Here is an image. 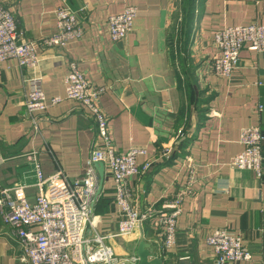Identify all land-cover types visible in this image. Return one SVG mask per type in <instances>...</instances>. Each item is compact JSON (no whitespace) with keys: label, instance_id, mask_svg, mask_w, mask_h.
<instances>
[{"label":"crops","instance_id":"1","mask_svg":"<svg viewBox=\"0 0 264 264\" xmlns=\"http://www.w3.org/2000/svg\"><path fill=\"white\" fill-rule=\"evenodd\" d=\"M126 3L136 8L132 31L112 42L107 19L121 13ZM0 4L12 12L18 32L28 41L57 32L55 12L60 7L69 8L84 30L80 41L64 49L39 51L35 71L20 69L13 61L0 65L1 186H18L16 197L35 202L39 193L35 166L25 157L32 151L38 153L43 177L57 170L70 183L83 177L92 148L101 146L89 111L63 100L48 108L35 130L24 107L26 80L31 77L41 79L47 100L64 98L68 64L76 62L92 86L106 89L98 107L109 120L119 154L144 147L148 155L137 161L142 165L151 157L157 159L162 148L172 150L145 174L127 179L139 211L151 205L160 208L185 185L189 166L195 168V195L184 200L170 250L164 249L160 233L149 224L129 237L116 236L118 209L106 167L85 235L105 238L103 244L121 259L136 258L139 243L145 242L159 264H214L206 236L213 229H225L242 239L252 258L249 264L264 263V160L260 179L229 166L242 152L243 129L257 126L264 136V53L245 47L229 78L204 73L216 55L214 33L230 26L264 25V0H195L189 38L186 47L182 38L179 56L172 52L170 35L180 0H0ZM19 253L10 228L0 218V264H20Z\"/></svg>","mask_w":264,"mask_h":264},{"label":"built area","instance_id":"2","mask_svg":"<svg viewBox=\"0 0 264 264\" xmlns=\"http://www.w3.org/2000/svg\"><path fill=\"white\" fill-rule=\"evenodd\" d=\"M135 17L136 8L128 3L121 13L110 15L107 19V35L110 40L118 42L125 39L132 31ZM55 23V34L39 41L25 40L18 32L12 12L0 4V65L13 61L20 69L35 71L40 62L39 51L64 49L82 39L84 30L69 8L60 7L56 10ZM171 44L172 52L178 54L174 51V44ZM213 45L216 55L210 59L204 73L217 78H229L238 68L240 53L245 47L259 54L264 53V25L225 27L214 33ZM26 82L29 90L24 107L35 130L39 119L49 107L63 100H71L89 111L101 146L92 148L83 177L72 183L68 182L60 170L49 177H43L38 165V153H28L25 157L28 163L35 166L39 191L33 204L14 195L20 189L18 186L0 185V218L16 240L20 264H136L138 260L135 257H117L110 247L103 244L105 238H88L85 235L87 225H91V205L99 184L96 163H102L112 177L114 201L118 209L116 236L129 237L149 224L160 233L164 249L170 250L176 242L177 218L181 214L184 200L195 195L194 166H189V177L181 190L164 201L160 208L151 205L139 211L132 203L127 179L145 174L157 159H167L172 150L164 147L158 152L157 159L151 157L142 165H138L137 161L148 155L144 147L130 148L119 154L112 143L109 120L98 107V98L106 89L92 86L76 62L68 64V72L63 81L64 98L47 100L38 77H31ZM263 142L264 136L259 127L243 129L239 138L242 152L231 160L229 166L251 171L260 179L264 160ZM206 245L213 250L214 264L251 262V255L243 246L242 239L225 229L211 230L206 236Z\"/></svg>","mask_w":264,"mask_h":264},{"label":"water","instance_id":"3","mask_svg":"<svg viewBox=\"0 0 264 264\" xmlns=\"http://www.w3.org/2000/svg\"><path fill=\"white\" fill-rule=\"evenodd\" d=\"M95 167H96V170L99 176V184H98V188L96 191L95 199L91 205V211L93 209V206H94V203L97 197L101 193L102 184L104 180V165L102 163H96ZM136 258L138 259V264H159L155 255L152 253L150 245L145 242L139 243L138 248L136 250ZM149 258L151 259V261L149 260Z\"/></svg>","mask_w":264,"mask_h":264},{"label":"trees","instance_id":"4","mask_svg":"<svg viewBox=\"0 0 264 264\" xmlns=\"http://www.w3.org/2000/svg\"><path fill=\"white\" fill-rule=\"evenodd\" d=\"M183 5H184V7L182 10L178 8V13L176 15V19H175V21H173L172 35H170L171 36V43H173L172 40L174 39L173 38L174 37L173 36L174 31L176 30V28L178 30L179 26H181V23L177 24V20L180 18V16H182V22L183 23L185 22V26L183 28V35L182 36L184 37L185 41H187L189 38L188 34H189L190 27H191V24L193 21V11H194V6H195V0H184ZM181 34H182V32H181Z\"/></svg>","mask_w":264,"mask_h":264},{"label":"rangeland","instance_id":"5","mask_svg":"<svg viewBox=\"0 0 264 264\" xmlns=\"http://www.w3.org/2000/svg\"><path fill=\"white\" fill-rule=\"evenodd\" d=\"M183 4H184V0H180L179 9H181V10L183 9V7H184ZM179 19L180 20L177 21V24H180L181 23V26L178 25L179 26L178 30L176 28V30L174 31V33H173V36H174L173 38L174 39L172 40V42L174 44V48H175V50L177 51L178 54H179V52H181L182 38H183V36H182L183 35V28L185 26V22L184 23L182 22V16H180ZM181 32H182V34H181ZM186 42L187 41H185L184 47H186V44H187ZM178 54L176 56H179Z\"/></svg>","mask_w":264,"mask_h":264}]
</instances>
